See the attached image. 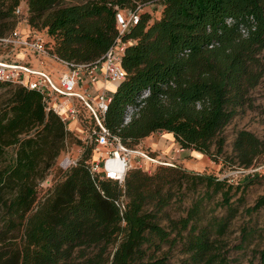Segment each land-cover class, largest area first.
I'll return each mask as SVG.
<instances>
[{"label":"trees","instance_id":"trees-1","mask_svg":"<svg viewBox=\"0 0 264 264\" xmlns=\"http://www.w3.org/2000/svg\"><path fill=\"white\" fill-rule=\"evenodd\" d=\"M158 1L86 0L66 5L65 0H0V39L25 20L52 57L73 65H93L115 45L119 35L117 12H133ZM22 2L26 10L17 19L14 11ZM162 13V19L136 45L126 49L121 63L126 77L111 93L103 125L123 142L144 137V132L164 131L172 133L184 148L193 145L206 150L209 138L229 116L228 91L253 82L258 73L257 54L264 43V0H170L163 4ZM140 24L139 17L138 24L123 40L134 38ZM249 26L253 28L250 36L241 39L240 30ZM39 30L44 32L40 34ZM7 50L0 42V56ZM2 88L8 90L9 97L0 106V163L6 160L9 149H14L13 162L6 171L23 176L17 200L13 206L6 204L5 234L16 231L19 219L23 226L22 264H55L59 245L79 239L85 226L79 225L84 222L80 219L91 213L85 203L77 207L66 196L62 204L45 202L27 221L37 183L52 176L54 184L59 181L68 193L86 186H96L107 193L115 183L90 175L94 155L88 146L76 167L67 172L57 169L58 158L69 146L83 144L66 130L58 115L46 111L39 93L0 81ZM146 90L149 96L137 113L140 118L121 127L124 111L136 108L138 98ZM190 125L195 126L196 132L190 133ZM193 136L197 139H191ZM253 153L245 147L241 156L248 163ZM131 171L125 181L137 172ZM33 180L37 183L33 184ZM207 181L211 183V179ZM246 186L248 183L236 190ZM256 206L264 207V197L258 199ZM64 214L68 219L59 217ZM152 222L149 214L137 217L132 233L135 241L143 239L141 232L148 233L149 241L152 237L166 239L167 233ZM28 243L35 247L33 257H28ZM225 247L222 244L210 250L201 241L197 243V251L203 256L211 252L208 264H221L227 254ZM258 254L263 260L264 249ZM116 264L141 262L121 255Z\"/></svg>","mask_w":264,"mask_h":264},{"label":"rangeland","instance_id":"rangeland-1","mask_svg":"<svg viewBox=\"0 0 264 264\" xmlns=\"http://www.w3.org/2000/svg\"><path fill=\"white\" fill-rule=\"evenodd\" d=\"M84 1L65 0L64 4ZM166 1L170 0L137 8L140 31L127 40L126 49L136 45L141 36L162 19ZM251 31L253 28L247 27L241 39H247ZM260 50L256 78L239 89L228 91L229 116L209 138L206 150L193 145L184 148L169 132L148 131L137 140L122 142L128 149L146 151L157 163L138 160L141 168H132L137 172L122 185L113 184L107 193L96 186L80 187L68 193L58 181L52 183L47 194L41 184L33 180V184L37 183L35 200L27 213V221L45 202L62 204L66 196L77 207L85 203L90 209V216L85 213L80 219L84 222L79 225L85 226L79 239L59 245L55 264H116L121 255L138 259L141 264H208L211 252L204 256L199 253L198 241L210 250L225 245L227 254L221 264H264L258 254L264 249V207L256 206L258 199L264 197V43ZM8 97V90L0 89V106ZM137 117L138 114L133 119ZM190 128V133L196 132L195 126L190 125ZM166 134L171 135V140H166ZM191 139L196 140L197 136ZM159 141H165L164 147L158 146ZM75 147H68L74 158L77 156ZM245 147L254 151L248 163L241 156ZM178 148L183 151L178 152ZM13 158L14 149H9L6 160L0 163V264L23 262L20 255L23 226L18 219L16 231L8 236L3 218L6 204L13 206L22 191L21 173L6 171ZM207 179H211V183ZM247 183L246 188L236 190ZM146 214L153 219L155 227L167 233L164 241L154 237L149 241L147 232H141L140 239H143L139 242L132 237L137 217ZM59 217L68 219L65 214ZM9 250L11 252L7 253ZM33 250L35 247L29 244L28 257H33Z\"/></svg>","mask_w":264,"mask_h":264},{"label":"built area","instance_id":"built-area-1","mask_svg":"<svg viewBox=\"0 0 264 264\" xmlns=\"http://www.w3.org/2000/svg\"><path fill=\"white\" fill-rule=\"evenodd\" d=\"M25 10V3L22 2L15 9L14 16L19 19ZM115 19L119 33L115 45L93 65H73L52 57L44 47L38 33L29 29L25 20L19 21L11 34L0 39L3 47L8 49L0 56V81L39 93L46 111L52 110L58 115L66 130L83 144V146L76 145L77 156L75 158L69 154L67 148L56 162L57 169L67 172L76 167L84 147L88 146L92 148L93 155H97L96 159L90 163V173L99 179L122 185L127 173L132 168H141L138 160L157 162L150 159L146 151L124 147L122 139L103 125L112 91L103 88L96 96H92L86 91H80V84L84 79L93 84L100 78L104 83L118 86L126 77L121 63L129 41H127L128 39L123 40V38L130 28L138 24V9L133 12L119 11L116 13ZM23 29H26V32H23ZM240 33L244 36L246 29H241ZM19 54L51 59L61 64L66 71L60 75L58 83L52 88L48 76L36 72L28 64L15 59ZM148 96L149 91H144L137 100V107H128L124 111L121 127H125L131 122ZM60 98L66 101L69 105L68 108H64ZM71 121H76L79 124L81 129L79 133L69 130L68 124ZM177 150L178 152L183 151L182 148ZM51 177L40 182V186L47 194H50L52 183L54 184Z\"/></svg>","mask_w":264,"mask_h":264},{"label":"crops","instance_id":"crops-1","mask_svg":"<svg viewBox=\"0 0 264 264\" xmlns=\"http://www.w3.org/2000/svg\"><path fill=\"white\" fill-rule=\"evenodd\" d=\"M23 32H26V29H23ZM15 59L21 60L22 63L28 64L32 69L36 70V72L43 73L44 75L48 76L52 88L58 83L60 75L66 71V69L61 64L47 58H38L29 54H19L15 57ZM80 87V91H86V93L88 92L92 96H96L103 88L107 89L108 91H114V88H116L115 85L104 83L100 78L93 84L88 83V80L84 79L81 82ZM60 102L64 108L69 107L64 99L60 98ZM68 128L70 131L75 133H79L81 131L80 126L76 121L69 122ZM165 136L166 140H171L170 134H166ZM164 143L165 141H159L158 146L164 147ZM151 146H154V144H151Z\"/></svg>","mask_w":264,"mask_h":264},{"label":"bare ground","instance_id":"bare-ground-1","mask_svg":"<svg viewBox=\"0 0 264 264\" xmlns=\"http://www.w3.org/2000/svg\"><path fill=\"white\" fill-rule=\"evenodd\" d=\"M96 157H97V155H94V159H96ZM159 164L162 165L161 162Z\"/></svg>","mask_w":264,"mask_h":264}]
</instances>
